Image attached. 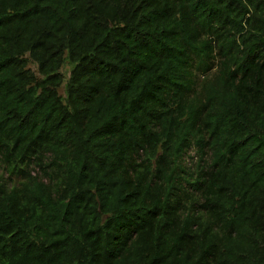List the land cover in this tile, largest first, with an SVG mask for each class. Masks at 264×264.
<instances>
[{"label": "trees", "instance_id": "16d2710c", "mask_svg": "<svg viewBox=\"0 0 264 264\" xmlns=\"http://www.w3.org/2000/svg\"><path fill=\"white\" fill-rule=\"evenodd\" d=\"M0 162V264H264V0H0Z\"/></svg>", "mask_w": 264, "mask_h": 264}, {"label": "rangeland", "instance_id": "374dc122", "mask_svg": "<svg viewBox=\"0 0 264 264\" xmlns=\"http://www.w3.org/2000/svg\"><path fill=\"white\" fill-rule=\"evenodd\" d=\"M30 67H31L34 71L37 72V67H36V65H35L34 63H31V64H30ZM69 69H70V65H69L68 62H67V63L64 65V67L62 68V71L66 74V77H67V75L69 74V73H68V72H69ZM37 74H39V73L37 72ZM60 91H61L62 94H64V85L60 88ZM191 154L195 156V154H194L193 151L191 152ZM196 160H197V157L195 156L194 159H193V161H196ZM190 162H192V160H190ZM0 177H2L4 180L8 179V173H6L4 167H2L1 162H0Z\"/></svg>", "mask_w": 264, "mask_h": 264}]
</instances>
